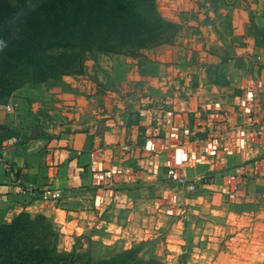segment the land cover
<instances>
[{"label":"crops","instance_id":"1","mask_svg":"<svg viewBox=\"0 0 264 264\" xmlns=\"http://www.w3.org/2000/svg\"><path fill=\"white\" fill-rule=\"evenodd\" d=\"M176 2L186 11L165 12L162 0H156L159 14L178 26L173 44L156 52L147 49L137 58L98 53L84 62L82 74L62 78L68 90L33 96L28 113L14 108L8 116L0 110V125L12 129V137H22L19 142L0 141V148L7 149L5 161L12 167L7 170L0 160V224L26 212L50 219L63 238L78 236L83 225L100 215L92 205L91 159L97 158L105 168L120 159L142 164L143 144L153 129L147 111L140 116L139 108L147 101L173 99L176 86L188 87L187 124L205 138L209 128L204 103L220 99L233 111L242 89L264 73V0ZM109 90H120L125 101L122 98L119 109H114L121 116L105 127L101 113L112 105ZM233 118L238 120L234 114ZM259 149L248 158L259 159L264 168ZM246 157H233L229 164H239ZM141 178L144 181L143 174ZM26 188L34 192L22 193ZM46 188L60 190L62 199L41 200L38 192ZM128 194L119 192L118 200ZM261 249L264 252V242Z\"/></svg>","mask_w":264,"mask_h":264},{"label":"trees","instance_id":"2","mask_svg":"<svg viewBox=\"0 0 264 264\" xmlns=\"http://www.w3.org/2000/svg\"><path fill=\"white\" fill-rule=\"evenodd\" d=\"M16 1L0 0V97L24 84L68 90L62 78L82 74L86 55L141 57L178 30L159 14L156 0ZM0 132V141L14 135L4 125ZM62 237L44 215L21 212L0 224V264H165L141 259L136 249L111 251L85 235L73 237L70 252L60 250ZM95 247L108 255L94 258Z\"/></svg>","mask_w":264,"mask_h":264},{"label":"built area","instance_id":"3","mask_svg":"<svg viewBox=\"0 0 264 264\" xmlns=\"http://www.w3.org/2000/svg\"><path fill=\"white\" fill-rule=\"evenodd\" d=\"M190 2L195 4L198 0ZM160 7L169 13L186 11L176 0H162ZM119 91L109 90L107 93L112 105L101 113L105 127L121 116L120 112L114 110H118L117 104L122 98L124 100V95ZM172 94L173 99L162 103L147 101V105L138 109L140 116L147 111L148 124L153 129L143 144L142 164L134 166L120 159L105 168L97 158L91 159L89 170L95 186L93 208L101 210L107 198L118 201L119 192L143 183L168 185L169 191L152 200V209L170 219L181 218L187 211L186 206L191 200L189 197L202 189L235 203L244 198L251 183L261 181L260 196L264 200V168L259 159L248 158L253 149H259L257 146H260L257 154L260 151L264 154V73L251 79L249 86L242 89L233 111L220 99L204 103L202 108L209 128L205 138L198 137L197 130L187 124L188 87L176 86ZM5 110L10 112L11 107L7 106ZM233 114L238 117L237 121L233 120ZM21 138V134L10 137L15 142ZM6 150V147L0 148V160L11 171L10 163L5 161ZM240 156L247 157L239 164H229V159ZM199 167L207 169L198 175H186V169ZM141 174L145 177L144 181ZM33 190L26 188L22 193L29 194ZM182 193L185 195L183 199ZM38 196L46 202L62 199L61 191L54 188L43 189Z\"/></svg>","mask_w":264,"mask_h":264},{"label":"rangeland","instance_id":"4","mask_svg":"<svg viewBox=\"0 0 264 264\" xmlns=\"http://www.w3.org/2000/svg\"><path fill=\"white\" fill-rule=\"evenodd\" d=\"M9 2L18 4L16 0ZM28 2L33 5L34 0ZM175 36L173 41L161 42L149 49L159 51L160 46L173 44ZM144 51L140 52L141 57ZM94 55H86L84 60ZM47 92V87L42 84H24L8 96L0 97V110L8 116L13 115L14 108L28 113L27 107L33 96ZM7 106L11 107L10 112L5 110ZM206 169H186L185 173L194 176ZM127 191L129 194L125 198L105 202L107 205L104 203L105 207L98 210V220L83 225L78 236L91 237L98 245L114 252L136 249L141 259L158 258L165 264H264L261 249L264 242V200L260 196L258 181L251 183L244 198L235 203L216 196L210 190H198V194L189 197L187 211L178 219L166 218L152 209V200L169 191L167 184L143 183ZM181 196L185 198L184 193ZM73 244L72 236L62 237L59 249L70 252ZM108 253L97 247L93 249L94 258Z\"/></svg>","mask_w":264,"mask_h":264},{"label":"bare ground","instance_id":"5","mask_svg":"<svg viewBox=\"0 0 264 264\" xmlns=\"http://www.w3.org/2000/svg\"><path fill=\"white\" fill-rule=\"evenodd\" d=\"M195 108V107H194Z\"/></svg>","mask_w":264,"mask_h":264}]
</instances>
